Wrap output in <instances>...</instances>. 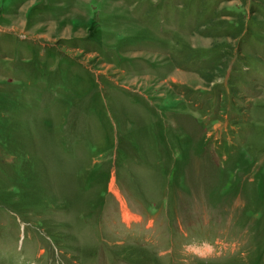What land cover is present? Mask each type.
<instances>
[{
	"label": "rangeland",
	"instance_id": "1",
	"mask_svg": "<svg viewBox=\"0 0 264 264\" xmlns=\"http://www.w3.org/2000/svg\"><path fill=\"white\" fill-rule=\"evenodd\" d=\"M0 264H264V0H0Z\"/></svg>",
	"mask_w": 264,
	"mask_h": 264
}]
</instances>
